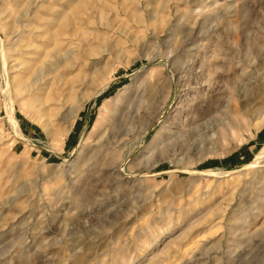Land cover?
Returning a JSON list of instances; mask_svg holds the SVG:
<instances>
[{
  "label": "rangeland",
  "instance_id": "1",
  "mask_svg": "<svg viewBox=\"0 0 264 264\" xmlns=\"http://www.w3.org/2000/svg\"><path fill=\"white\" fill-rule=\"evenodd\" d=\"M0 264H264V0H0Z\"/></svg>",
  "mask_w": 264,
  "mask_h": 264
},
{
  "label": "bare ground",
  "instance_id": "2",
  "mask_svg": "<svg viewBox=\"0 0 264 264\" xmlns=\"http://www.w3.org/2000/svg\"><path fill=\"white\" fill-rule=\"evenodd\" d=\"M15 72H18V71H15ZM18 77H19V76L14 77L13 80L16 81V79H18ZM20 84L23 85L20 81H18V82H17V86L21 88ZM22 87H23V86H22ZM7 88L10 89L9 86H7ZM23 88L25 89V87H23ZM7 91H8V90H7ZM18 91H19V90H18ZM18 91H17V92H18ZM20 91H21V90H20ZM20 91H19V93H20ZM9 92H10V91H9ZM261 161H262V160H259V161L254 162V163L252 164V166H256V165L261 164Z\"/></svg>",
  "mask_w": 264,
  "mask_h": 264
}]
</instances>
